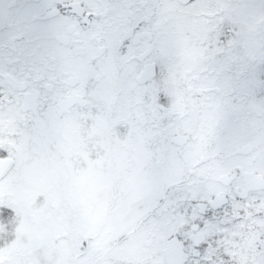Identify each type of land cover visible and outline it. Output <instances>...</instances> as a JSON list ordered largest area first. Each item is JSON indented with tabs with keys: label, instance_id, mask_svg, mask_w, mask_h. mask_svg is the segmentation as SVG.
<instances>
[{
	"label": "snow or ice",
	"instance_id": "snow-or-ice-1",
	"mask_svg": "<svg viewBox=\"0 0 264 264\" xmlns=\"http://www.w3.org/2000/svg\"><path fill=\"white\" fill-rule=\"evenodd\" d=\"M0 264H264V0H0Z\"/></svg>",
	"mask_w": 264,
	"mask_h": 264
}]
</instances>
